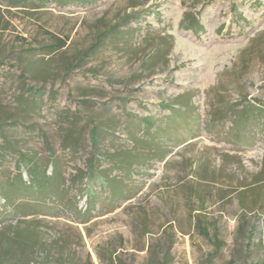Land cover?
Instances as JSON below:
<instances>
[{
    "label": "rangeland",
    "instance_id": "rangeland-1",
    "mask_svg": "<svg viewBox=\"0 0 264 264\" xmlns=\"http://www.w3.org/2000/svg\"><path fill=\"white\" fill-rule=\"evenodd\" d=\"M68 2L0 0V264H264V0Z\"/></svg>",
    "mask_w": 264,
    "mask_h": 264
},
{
    "label": "trees",
    "instance_id": "trees-1",
    "mask_svg": "<svg viewBox=\"0 0 264 264\" xmlns=\"http://www.w3.org/2000/svg\"><path fill=\"white\" fill-rule=\"evenodd\" d=\"M37 1H42V0H37ZM46 2V0H44ZM54 2H56L59 6H66L68 5L70 2H68L69 0H53ZM131 16H124L122 17V19H120L118 22L113 23L109 26H107V28L104 31H101L95 38L93 44H91V46L88 48L87 52L85 53L86 55L89 56H93V53L96 52L97 49H102L105 46V42L108 40L109 37H113L114 35H116V33L118 32V27L120 25H122V23H124L123 21ZM199 29H201V27H199ZM57 46V50H61L63 49L66 45L65 42H61L59 41ZM27 92L28 95H30L32 98L36 99L38 97H40V95L42 94L41 90H36L34 92L26 89L25 90ZM140 121L142 123V125L148 130L151 129L148 126H151V121L148 118H140ZM89 133H90V144H91V148H92V153L93 155L99 156V151L96 148V144L98 142V138L100 137L101 133L99 132L98 128L93 127L89 129ZM17 168L22 169L24 166H28L29 170L27 171V175L29 177V179H32V181L34 180L33 177L35 176V170L34 167L35 165L31 162L30 158H28L24 153L19 154L18 158H17ZM20 177V176H19ZM90 182L91 183H95L98 184L100 188L104 187V181L102 179H100L97 175H92L90 178ZM40 181L38 180L37 183H30L29 186H33L34 188H38L40 186ZM33 184V185H32Z\"/></svg>",
    "mask_w": 264,
    "mask_h": 264
}]
</instances>
